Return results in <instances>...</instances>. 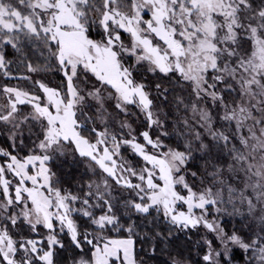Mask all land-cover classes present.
<instances>
[{
	"label": "snow or ice",
	"instance_id": "snow-or-ice-1",
	"mask_svg": "<svg viewBox=\"0 0 264 264\" xmlns=\"http://www.w3.org/2000/svg\"><path fill=\"white\" fill-rule=\"evenodd\" d=\"M0 264H264V0H0Z\"/></svg>",
	"mask_w": 264,
	"mask_h": 264
}]
</instances>
